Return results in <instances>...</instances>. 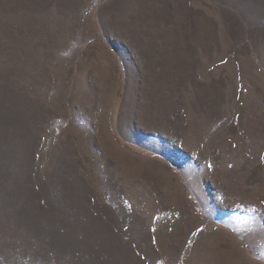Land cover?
Here are the masks:
<instances>
[{
    "label": "rangeland",
    "instance_id": "rangeland-1",
    "mask_svg": "<svg viewBox=\"0 0 264 264\" xmlns=\"http://www.w3.org/2000/svg\"><path fill=\"white\" fill-rule=\"evenodd\" d=\"M0 264H264V0H0Z\"/></svg>",
    "mask_w": 264,
    "mask_h": 264
}]
</instances>
